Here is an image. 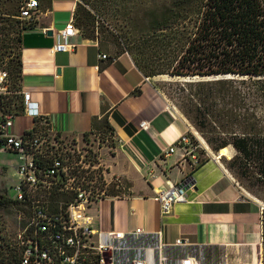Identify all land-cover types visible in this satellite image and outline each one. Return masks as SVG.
Instances as JSON below:
<instances>
[{
	"label": "crops",
	"instance_id": "0c3cea01",
	"mask_svg": "<svg viewBox=\"0 0 264 264\" xmlns=\"http://www.w3.org/2000/svg\"><path fill=\"white\" fill-rule=\"evenodd\" d=\"M78 1L40 0L37 24L22 30L20 85L37 101L39 114H14L11 130L21 134L37 119L49 134L76 144L90 138L107 181L116 174L126 185L120 194L90 205L94 225L160 230L167 249L176 254L192 249L207 264H252L262 258L261 201L217 154L206 152L202 162L183 156L177 140L190 122L168 106L155 75H145L127 51L112 50L97 33H76L69 37L73 49L50 50ZM102 52L110 57H100ZM142 120L147 128L140 126ZM100 133L108 138L102 143ZM170 145L174 150L166 153ZM185 179L189 201L162 213L156 191ZM178 237L183 245L173 244Z\"/></svg>",
	"mask_w": 264,
	"mask_h": 264
},
{
	"label": "trees",
	"instance_id": "16d2710c",
	"mask_svg": "<svg viewBox=\"0 0 264 264\" xmlns=\"http://www.w3.org/2000/svg\"><path fill=\"white\" fill-rule=\"evenodd\" d=\"M4 1L0 0V34L10 20L9 15L18 14L19 9V0H8L10 7L2 11ZM187 1L176 0L166 5L159 16L154 7L147 8L143 30L145 55L131 56L145 75L170 73L201 78L180 83L178 108L213 150L232 146L234 152L226 167L239 183L264 200V195L257 193L264 189V0H192L188 7ZM72 17L83 35L94 36V14L80 0ZM37 22L38 19L24 18L12 22L15 25L12 40L18 42V51L10 54L4 67L7 87L11 81L9 87L13 94L0 93L3 111L16 114L23 110L18 92L21 89V32ZM4 39L0 35V48ZM5 53L0 50V58ZM159 61L165 66H160ZM209 76L212 78L203 79ZM106 117L104 114L105 121ZM46 134H49L47 129L44 125L38 126L36 119L32 128L23 131L22 138L26 141ZM45 149L42 147V152L36 153V160L42 164L51 157L49 149V154ZM203 159L200 157L199 162ZM106 189L112 194L122 191L112 184ZM57 193L66 199L64 192ZM13 201L18 200L0 193V206ZM0 264H19L16 241L3 236L1 227Z\"/></svg>",
	"mask_w": 264,
	"mask_h": 264
},
{
	"label": "built area",
	"instance_id": "2783aa9c",
	"mask_svg": "<svg viewBox=\"0 0 264 264\" xmlns=\"http://www.w3.org/2000/svg\"><path fill=\"white\" fill-rule=\"evenodd\" d=\"M40 0H19L18 18L35 20L39 18ZM79 29L69 18L65 25L55 32V39L50 50H71L75 43L69 39L71 35L79 33ZM100 57H110L106 52ZM115 56H111L114 58ZM7 87V71L0 65V93ZM24 112L38 115L37 101L31 98L29 90L20 89ZM14 114L0 108V149L16 151L21 155V162L17 165L18 181L15 192L9 195L15 200L25 202L30 206L27 222L21 226L16 235V245L19 251V264H207L203 256L187 249L183 253H174L166 248L161 238L160 230H148L143 226L131 229H104L94 225L93 216L89 212L90 205L109 196L106 189L112 183L115 188L124 191L125 183L119 175L114 174L110 182L104 176L99 154L89 151L78 154L79 145H60L53 140V151L50 160L44 165L36 160V153L42 152L43 139L34 136L29 140L22 138L11 130ZM142 128H147V121L140 122ZM177 143L183 150V156H190L194 162L199 161L197 144L184 133ZM174 150L170 145L166 153ZM80 156L70 160V156ZM219 157V155H216ZM97 169L96 180L104 185L94 189L87 182H79V178L72 169L76 165ZM188 179L172 182L168 186L156 191L155 198L160 203L162 213H167L173 204L189 201L185 184ZM95 183V182H94ZM38 188H45L48 193L64 192L66 199H62L48 206L44 201L34 198L33 192ZM261 211L264 203L261 202ZM182 238H176L174 245H183ZM188 245V244H186ZM189 246V245H188ZM226 263V260H225ZM252 264H262V258L254 260Z\"/></svg>",
	"mask_w": 264,
	"mask_h": 264
},
{
	"label": "rangeland",
	"instance_id": "374dc122",
	"mask_svg": "<svg viewBox=\"0 0 264 264\" xmlns=\"http://www.w3.org/2000/svg\"><path fill=\"white\" fill-rule=\"evenodd\" d=\"M176 0H80V4L91 10L94 14V34L101 35V38L106 43V46L115 49H126L127 52L133 56H143L145 55L144 46H143V30L146 26L147 20V8L154 7L156 10L157 16L160 15L161 10L166 5L173 4ZM10 1L5 0L2 2L1 10L5 11L6 8L10 7ZM192 0H188L185 3V6H190ZM18 13V12H17ZM10 20L6 22V24L2 28L1 36H4V44L0 48V50L6 52L4 57L0 58V65L3 69H5L8 58L10 54H15L18 51V42H14L12 40V36H14L15 25H12V22L18 19L17 14L9 15ZM91 26L87 28L90 31ZM5 33V35L3 34ZM9 37L11 39H9ZM9 53V54H7ZM160 66H165L163 61H159ZM5 67V68H4ZM6 70V69H5ZM155 81L159 82L160 89L164 93V96L167 100V104L171 108L179 109L178 104L180 103V86L185 80L192 79H201L195 78L191 76H180L173 75L170 73H160L156 74L154 77ZM212 78L203 77V79ZM12 86L11 81H9L8 87L4 92L8 94H13L10 90ZM180 110V109H179ZM181 111V110H180ZM190 122V121H189ZM187 134L191 137L192 141L195 142L197 146V151L199 153V157H204L206 152L217 154L218 150H213L206 142L203 135L193 126L190 122V128L188 129ZM98 139L100 143L105 139H108L106 135L103 133L98 134ZM43 147L46 148V154L48 152L53 151V140L57 139V142L64 147L66 145L72 144L74 146L75 141L72 139H63L55 135L46 134L42 137ZM108 141V140H107ZM91 144V140L88 136L85 137V140L79 143L78 154H82L84 150L89 151L85 156L88 158L92 156V153L98 154V149L94 148ZM49 149V151H48ZM80 152V153H79ZM234 149L232 146L228 145L221 148L218 151V155L223 163L227 164L228 158L233 154ZM80 156L73 154L70 156V160H76ZM22 158L19 153H14L11 151H0V193L5 195H13L15 192L14 185L18 181L17 174V165L21 162ZM74 172L76 177L79 178V182L83 179L88 181L90 184H94L93 188L97 189L104 185L100 184L98 180H96V176L98 174L97 169H88L82 167L80 164L76 165L74 168ZM233 175V174H232ZM236 181L239 180L233 175ZM95 182V183H94ZM110 183L109 185H111ZM244 188L245 186L240 183ZM256 188V187H255ZM251 195L257 197L262 203L264 200L259 198L250 192L247 188H245ZM56 191V190H55ZM48 193L45 188H38L33 192V196L36 199L44 201L48 204V206H53L54 204L59 203L60 200L64 198L63 194H59L57 192ZM259 195H264V189H259L257 192ZM30 215V206L27 203H22L19 201H13L11 203L0 206V227L1 233L3 236L8 238L11 241L15 242L17 232L23 226ZM261 253H262V264H264V216H263V237L261 241Z\"/></svg>",
	"mask_w": 264,
	"mask_h": 264
},
{
	"label": "water",
	"instance_id": "95a60500",
	"mask_svg": "<svg viewBox=\"0 0 264 264\" xmlns=\"http://www.w3.org/2000/svg\"><path fill=\"white\" fill-rule=\"evenodd\" d=\"M49 33H50V31H49ZM178 183H179V185L181 184V182H178ZM189 184H190V182H188L187 184H185L184 187L187 188Z\"/></svg>",
	"mask_w": 264,
	"mask_h": 264
},
{
	"label": "bare ground",
	"instance_id": "6f19581e",
	"mask_svg": "<svg viewBox=\"0 0 264 264\" xmlns=\"http://www.w3.org/2000/svg\"><path fill=\"white\" fill-rule=\"evenodd\" d=\"M217 154H218V152H217Z\"/></svg>",
	"mask_w": 264,
	"mask_h": 264
}]
</instances>
